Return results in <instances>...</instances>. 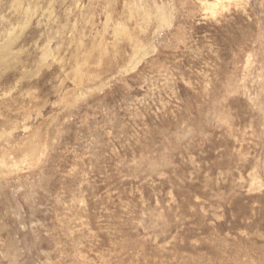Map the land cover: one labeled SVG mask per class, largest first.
<instances>
[{
	"label": "rangeland",
	"instance_id": "rangeland-1",
	"mask_svg": "<svg viewBox=\"0 0 264 264\" xmlns=\"http://www.w3.org/2000/svg\"><path fill=\"white\" fill-rule=\"evenodd\" d=\"M0 264H264V0H0Z\"/></svg>",
	"mask_w": 264,
	"mask_h": 264
}]
</instances>
